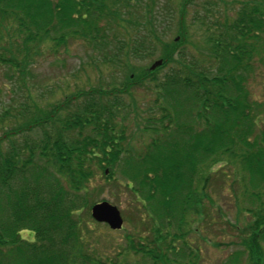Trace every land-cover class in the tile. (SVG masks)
<instances>
[{"label": "trees", "instance_id": "obj_1", "mask_svg": "<svg viewBox=\"0 0 264 264\" xmlns=\"http://www.w3.org/2000/svg\"><path fill=\"white\" fill-rule=\"evenodd\" d=\"M132 1L0 0V64L17 73L22 87L27 86L23 79L30 76L26 70L40 46L50 42L56 48L66 38L102 47L103 62L112 66L126 69L122 57H142L139 49L144 47L152 55L156 46L162 49L163 62L134 81L139 84L148 77L156 93L141 126L152 138L138 151L127 142L125 116L113 111L117 102L102 99L99 105L92 90L66 96L47 111L29 94H22L16 106L0 108V264H123L119 254L108 259L88 252V235L98 225L89 211L103 201L94 200L88 188L93 166L107 181L117 176L116 182L124 181L151 222L153 241L145 238L147 244L136 248L138 244L129 240L125 250L126 256H139L141 264H170L169 254L178 249L175 241L186 245L190 258H197L185 238L206 217L198 219L206 206L214 204L206 188L216 172L229 184L240 177L241 193L259 199L256 208L244 210L252 212L253 220L249 234L241 239V252L225 264H238L243 254L255 260L263 255L264 130L256 133L254 121L249 125L254 118L246 112L253 105L248 104L241 78L235 83V74L251 70L250 60L264 43V0L245 5L234 20L225 22L217 38L209 37L217 74L207 78L203 70L194 73L180 67L162 80L155 73L172 62L173 45L156 32V0H134L137 9ZM109 20L139 32L136 40H119V49L127 50L124 54L106 50L109 36L100 24ZM83 96L89 97L87 103L71 112V100ZM237 112H243L242 120ZM235 163L238 169L228 173L227 166Z\"/></svg>", "mask_w": 264, "mask_h": 264}, {"label": "rangeland", "instance_id": "obj_2", "mask_svg": "<svg viewBox=\"0 0 264 264\" xmlns=\"http://www.w3.org/2000/svg\"><path fill=\"white\" fill-rule=\"evenodd\" d=\"M258 1L156 0L153 19L160 22L158 25H156L157 22L154 23L157 26L156 32L163 41L173 45L171 49L173 60L155 73L156 79L162 80L164 76L172 72L171 70L180 67H188L194 73L203 70L202 75L207 78L217 74V69L214 66L218 61L213 60L210 51L211 44L208 43L209 37L217 38V32L222 30L226 21L234 20L245 5L249 6L250 3ZM131 4L137 9L134 0ZM115 23L109 20L100 24L109 36V47L106 46V50H110L111 53L122 51L124 54L127 50L126 48L119 49L121 48L119 40H136L140 35L126 22V24H121V27L116 26ZM140 31V34L147 36V32ZM114 36L117 39H114ZM156 48L157 50L152 55H149L144 47L139 49L143 52L142 57L138 58L133 55L132 57L130 55L122 57L123 62H126L127 65L125 69L124 66H112L103 62L102 47L92 46L91 41L66 38L56 48L47 42L40 46L32 66L26 70L30 73L29 77L26 74L23 79V81L26 79L28 81L24 82L27 84L26 87L21 86V80L18 79L17 73L14 74L9 67L0 64V108L16 106L23 101L22 94L24 97L29 94L41 108L47 111L50 104L63 102L66 96L75 97V94L79 92L92 90L95 101L99 105H102V99L108 102H117L113 111L118 117L125 116L123 125L128 138L127 142L130 143L133 150L138 151L148 145L152 138L151 133L141 131V126L145 116L144 110L152 105L156 93L154 91L155 84L148 77L145 76L139 84V81L136 83L134 81L136 76H140V73L143 74V71L150 72L149 67L159 60L162 49L159 46ZM250 61L251 70L237 71L235 83L240 82V78L241 82H244L248 104L253 105V109H248L246 112L253 115L254 118L249 125L251 126L254 121L255 131L259 133L264 130V43L259 48V53L253 55ZM133 69L136 70L135 75L131 76L130 72ZM112 89L114 91L110 94ZM108 90H111L109 94L102 95V91ZM234 94L236 93L234 92ZM87 98L89 97L83 96V98L72 99L70 111L73 112L77 110V107H82L87 103ZM132 103L136 105L133 108ZM97 108L100 109L99 106ZM65 115L67 113H62V117ZM236 115L239 120H242L240 116L243 115V112H237ZM35 134L40 135L41 130H35ZM248 138L250 139V137ZM94 167H92L94 176L89 182V191L94 200L106 201L119 210L123 226L121 230L112 231L104 224L95 225L88 235V252L93 257H108V259H116V255L119 254L117 259L123 264H133V259L134 263L141 264L139 256H126L125 250L129 240H134L138 244L136 248L141 246L139 243L147 244L145 238L153 241L154 233L151 230V222L145 217L143 210L136 202L137 200L125 188L124 181L116 182L118 176L115 180L107 181L102 170ZM227 167L229 168H226L228 173L238 169L236 163ZM107 174L109 173L105 170V176ZM237 181V183L229 184L230 182L217 172L210 175L206 193L214 204L212 207L206 206L205 213L198 219L206 217L194 224L193 229L197 228V230L190 232L185 238L189 245L188 248L197 253V258L195 259L193 256L190 258L191 252L187 250L186 245L181 247V241H175V247L178 249L169 254L168 258L172 260L170 264H225L237 251L241 252V239L246 238L249 234L247 228L251 227L250 224L253 220L252 212L246 213L244 210L251 211L256 208L259 199L255 195V198L244 196L241 193L240 177L237 178ZM217 210L220 211L219 216L216 214ZM173 231V233L176 232V230ZM21 235L23 238L29 239L27 232H21ZM139 239H143L144 242ZM262 247L263 255L256 258V260L261 259L260 261H256L248 254H243L239 257L238 264H263L264 243H262ZM180 249L181 253H179Z\"/></svg>", "mask_w": 264, "mask_h": 264}, {"label": "water", "instance_id": "obj_3", "mask_svg": "<svg viewBox=\"0 0 264 264\" xmlns=\"http://www.w3.org/2000/svg\"><path fill=\"white\" fill-rule=\"evenodd\" d=\"M162 64L161 60L155 61L149 68L150 71L159 67ZM91 217L97 223H103L110 230H120L122 226V218L118 209L106 201L94 204L90 210Z\"/></svg>", "mask_w": 264, "mask_h": 264}]
</instances>
